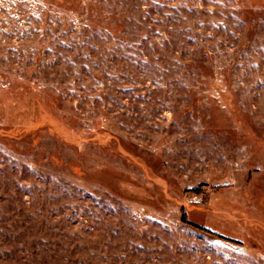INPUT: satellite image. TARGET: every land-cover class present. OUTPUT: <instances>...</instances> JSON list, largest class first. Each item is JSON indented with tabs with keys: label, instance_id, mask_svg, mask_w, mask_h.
<instances>
[{
	"label": "rangeland",
	"instance_id": "1",
	"mask_svg": "<svg viewBox=\"0 0 264 264\" xmlns=\"http://www.w3.org/2000/svg\"><path fill=\"white\" fill-rule=\"evenodd\" d=\"M0 264H264V0H0Z\"/></svg>",
	"mask_w": 264,
	"mask_h": 264
},
{
	"label": "trees",
	"instance_id": "2",
	"mask_svg": "<svg viewBox=\"0 0 264 264\" xmlns=\"http://www.w3.org/2000/svg\"><path fill=\"white\" fill-rule=\"evenodd\" d=\"M186 223V222H185ZM196 228V227H195ZM205 233H207L208 235H211V236H216L214 233H211L209 231H206V230H203Z\"/></svg>",
	"mask_w": 264,
	"mask_h": 264
}]
</instances>
